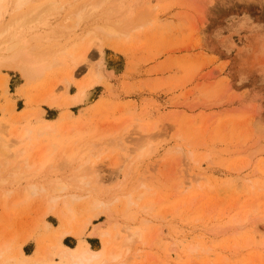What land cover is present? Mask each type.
Returning <instances> with one entry per match:
<instances>
[{"label": "rangeland", "instance_id": "obj_1", "mask_svg": "<svg viewBox=\"0 0 264 264\" xmlns=\"http://www.w3.org/2000/svg\"><path fill=\"white\" fill-rule=\"evenodd\" d=\"M115 2L131 18L143 13L142 26L126 39L92 42L72 78L63 55L61 66L34 77L0 66V124L8 128L2 137L51 125L30 140L31 161L44 147L106 133L91 157L98 175L90 182L100 196L117 190L118 200L110 215L104 207L82 209L88 197L74 201L65 224L57 208L43 215L45 197L12 203L21 181L5 209L0 198L4 257L21 251L27 264L63 263L61 248L77 253L83 246L103 255L101 233L123 236L129 226L141 234L131 264H264V0ZM65 14L37 26L39 42L78 55L89 44L80 29L68 39H46ZM81 89L82 100L65 103ZM195 169L214 190L196 188ZM128 192L134 202L123 211ZM142 204H149L146 212ZM61 229L67 234L59 238Z\"/></svg>", "mask_w": 264, "mask_h": 264}, {"label": "bare ground", "instance_id": "obj_2", "mask_svg": "<svg viewBox=\"0 0 264 264\" xmlns=\"http://www.w3.org/2000/svg\"><path fill=\"white\" fill-rule=\"evenodd\" d=\"M115 1L71 0L69 2L68 0L66 3L61 0H0V66L3 65L17 71L26 78L34 77L55 66H61L64 60L60 59V56L63 55L69 61L68 75L72 78L74 71L84 59L86 50L92 42L99 46L101 37L113 39L124 37L126 39L131 31L142 26L143 13H141V16L138 15L139 17L131 18L128 16L129 12L126 14V8H123L125 11L120 10ZM65 3L67 6H64ZM62 10L66 13L64 22L60 23L56 35L48 36L46 39H53L54 37L68 39L75 30L80 29L82 32L80 41L83 42L88 37L89 44L78 55H74V48L70 51L64 48L53 50L54 48L43 47L39 42L42 37L36 30L37 26L45 24L49 16ZM142 11H145V9ZM80 87H84L81 82ZM84 96L85 91L81 89L78 93L69 95L65 99V103L78 102ZM39 113H42V111ZM50 126L45 123L39 125L34 129L35 134H33V129L24 126L19 131L10 133L9 139V137H2L1 132H6L8 128L0 124V198L2 208L7 207V200L12 190L22 181L21 196H16L12 203L16 204L22 199L35 195L45 197L46 207L43 215L52 208H57L59 217L65 221V224H69L73 218L71 204L84 197H88L90 201L83 205L82 209L104 207L107 214L110 215L109 207L118 200L117 190L109 191L103 194L104 196H100L94 193L95 188L90 182L91 177L96 178L98 175L91 164V157L96 156L95 153L100 146L98 142L107 134L87 138L88 140H82L81 142L77 141L78 143L71 142L72 144L70 143L69 146L64 144V147H61L58 144H53L52 148L44 147L40 151L37 160L31 161L29 153L33 148V144L30 140L37 139L49 130H53ZM138 129L142 128L138 127ZM24 143H28V145L14 152V145ZM49 149V153H46ZM52 155H56L55 158H57L54 162H51ZM18 158L20 160H17ZM187 159L189 163H196L189 154ZM14 160L17 161V165L15 163L16 166L7 169V166ZM112 165L116 166L117 162L112 163ZM37 176L38 178L34 179ZM192 181L196 188H205L208 191L214 190V186H210L207 180H203L202 174L196 169ZM228 183H222L221 185L225 189H230L232 185ZM3 185L7 187H3ZM139 186H143V183ZM183 189L186 190L185 187ZM124 197L125 207L123 211L134 202L129 192L124 193ZM139 208L142 212H146L149 209V204H142ZM142 221L143 219H140V222ZM85 223H88V221ZM85 223L80 230L85 227ZM65 234H67V231L61 229L59 238H62ZM122 234L123 236L116 233L111 237L107 232L101 233V235H106L107 238L105 239V248H108L106 254L102 255L100 251L94 252L86 246L79 248L77 253H73L72 249L64 247L59 251V255L64 262L51 264H131L130 254L134 249L132 248L133 243L140 241L141 234L137 229H131L129 226H125ZM120 240V245L117 248L116 246ZM189 249L196 251L197 246L191 245ZM4 253L5 250L1 246L0 264H27L28 258L21 251H19L18 256L12 258L13 260L4 257Z\"/></svg>", "mask_w": 264, "mask_h": 264}]
</instances>
